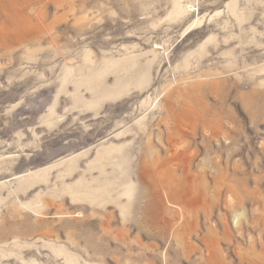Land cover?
<instances>
[{
  "label": "rangeland",
  "instance_id": "1",
  "mask_svg": "<svg viewBox=\"0 0 264 264\" xmlns=\"http://www.w3.org/2000/svg\"><path fill=\"white\" fill-rule=\"evenodd\" d=\"M0 164V264H264V0H0Z\"/></svg>",
  "mask_w": 264,
  "mask_h": 264
},
{
  "label": "bare ground",
  "instance_id": "2",
  "mask_svg": "<svg viewBox=\"0 0 264 264\" xmlns=\"http://www.w3.org/2000/svg\"><path fill=\"white\" fill-rule=\"evenodd\" d=\"M11 158V157H10ZM69 164H70V166L71 165H73L77 160H76V158H69ZM9 163H11L12 164V160H9L8 161ZM60 164H62V162H59V163H55L53 166H55V165H60ZM1 165V164H0ZM30 174H32V173H30ZM30 181V182H29ZM26 182L27 183H31V185L32 184H34V182H35V179L32 177V176H30V177H27V179H26ZM91 198V197H90ZM49 203V202H48Z\"/></svg>",
  "mask_w": 264,
  "mask_h": 264
}]
</instances>
